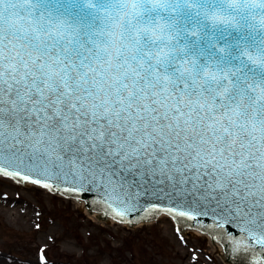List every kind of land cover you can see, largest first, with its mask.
I'll use <instances>...</instances> for the list:
<instances>
[{
	"label": "snow or ice",
	"instance_id": "snow-or-ice-1",
	"mask_svg": "<svg viewBox=\"0 0 264 264\" xmlns=\"http://www.w3.org/2000/svg\"><path fill=\"white\" fill-rule=\"evenodd\" d=\"M177 9L216 45L170 43ZM241 29L264 33V0H0V174L70 182L117 217L170 200L264 250V82L222 67Z\"/></svg>",
	"mask_w": 264,
	"mask_h": 264
},
{
	"label": "rangeland",
	"instance_id": "rangeland-1",
	"mask_svg": "<svg viewBox=\"0 0 264 264\" xmlns=\"http://www.w3.org/2000/svg\"><path fill=\"white\" fill-rule=\"evenodd\" d=\"M173 220L94 221L78 201L0 175V264H226Z\"/></svg>",
	"mask_w": 264,
	"mask_h": 264
},
{
	"label": "water",
	"instance_id": "water-1",
	"mask_svg": "<svg viewBox=\"0 0 264 264\" xmlns=\"http://www.w3.org/2000/svg\"><path fill=\"white\" fill-rule=\"evenodd\" d=\"M40 2L48 9L52 10L54 14L62 12L63 7L67 4V0H40ZM75 8L77 9L75 13L69 12V15H71L74 20H84L87 22L94 19L95 14L93 10L85 4H76ZM172 25L173 31L170 34H167V38H169L170 43L173 40L178 41L179 50L200 52V50L205 47V37H207L208 41H211L212 46H215L217 43L214 38V34L208 35L205 33L203 27L198 23H185L180 16V9H177V14L172 20ZM225 38L228 41L226 45L228 51L222 58V67L225 70H239L240 67L243 66L244 69H246L244 72L245 78L249 81L255 80L256 82H264L262 81L264 66H250L249 62L245 58V54L264 55V33H257L255 30L250 29H241L235 33L226 32ZM3 177L8 178L5 176ZM50 183L52 184L51 188L53 190L58 189L65 195H73L86 199L89 202V207L92 209H88L87 205H85L87 213L90 215L94 210L98 212L105 211L119 221H138L140 219L154 218L160 211H165L173 215L180 225L198 227L202 230L215 233L227 247L232 244L230 248L237 253V256L240 253L241 258L239 259V256L236 257L238 259L237 262L240 264H254L257 257L260 258L261 264H264V250H262L259 245H254V242H249V246L247 248L237 247L234 243V238L243 240L242 234L239 237H236L234 230L229 229L226 226L218 227L215 223L210 222L209 219L205 217H201L199 221L190 220L187 217H181L177 215L174 210H170L169 205L172 204V201L170 200L157 202V206L154 207L150 202L142 199L140 201V206L143 209L142 211L135 212L124 217H117L114 215L112 209L109 208L107 202L102 200L99 195L74 191L70 182L62 180L50 181ZM195 195L198 196L199 194ZM192 199L193 196L189 195L185 197V202H191ZM105 218L101 214H98L96 219L97 221H105Z\"/></svg>",
	"mask_w": 264,
	"mask_h": 264
},
{
	"label": "bare ground",
	"instance_id": "bare-ground-1",
	"mask_svg": "<svg viewBox=\"0 0 264 264\" xmlns=\"http://www.w3.org/2000/svg\"><path fill=\"white\" fill-rule=\"evenodd\" d=\"M79 203V202H78ZM80 204V203H79ZM81 204H83V202L81 203ZM84 210H85V212L87 213V210H86V208H85V206H84ZM94 221H97V216H98V213H95V210L93 211V213L90 215L89 213H87ZM108 218H105V220H107ZM229 264V263H228Z\"/></svg>",
	"mask_w": 264,
	"mask_h": 264
}]
</instances>
